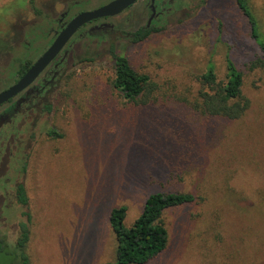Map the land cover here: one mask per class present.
<instances>
[{
    "label": "rangeland",
    "instance_id": "1",
    "mask_svg": "<svg viewBox=\"0 0 264 264\" xmlns=\"http://www.w3.org/2000/svg\"><path fill=\"white\" fill-rule=\"evenodd\" d=\"M110 1L0 0V92L48 49L62 16ZM247 1L264 40V0ZM146 4L107 20L119 30L108 39H81L86 26L70 39L65 76L37 122L36 149L24 170L7 159L0 173V197L8 188L0 235L13 250L23 209L12 189L22 182L30 264L113 263L112 209L126 208L129 227L151 194L191 193L195 203L164 212L168 247L148 264H264V68H251L262 55L247 21L235 0H174L151 23L155 32L131 42L127 35L149 20ZM110 42L156 85L148 103L112 88ZM226 55L243 74L249 109L238 120L190 112L181 95L198 88L208 62L222 79ZM50 129L62 136H47ZM11 254L0 264H21Z\"/></svg>",
    "mask_w": 264,
    "mask_h": 264
},
{
    "label": "trees",
    "instance_id": "2",
    "mask_svg": "<svg viewBox=\"0 0 264 264\" xmlns=\"http://www.w3.org/2000/svg\"><path fill=\"white\" fill-rule=\"evenodd\" d=\"M30 2L33 4V0ZM235 2L247 21L251 40L262 55L252 63L251 68H264V40L259 33L255 16L247 0H235ZM155 30L152 25L145 24L138 30L129 33L127 37L129 36L128 39L131 42H142ZM112 32L109 29H100L92 34L86 32L85 35L101 41L104 37L110 36ZM108 53L112 56L113 61L112 88L130 103H148L151 95L156 91V85L149 76L131 68L127 58L117 54L111 42L108 46ZM196 82L198 88L192 92L188 90L180 98V101L190 112L200 117L210 116L238 120L249 109L250 102L242 92L243 74L228 55L225 57V74L222 79L217 76L214 65L208 62L205 71L197 76ZM47 135L55 139L62 136L53 129L48 130ZM16 194L18 202L22 207L27 208L28 200L22 185L17 186ZM196 201L197 197L191 193L160 192L151 194L145 200L142 213L129 227L124 226L126 208L120 206L112 209L109 223L116 243L115 261L107 264H148L157 259L166 250L169 243V234L162 218L164 212L193 204ZM23 216H26V222L18 224L19 234L15 241V249L7 250V245L0 239V263L4 259L2 257L7 259L10 256L12 258L11 253L15 252L21 264H30L28 255L25 253V247L29 241L30 215L28 212H23Z\"/></svg>",
    "mask_w": 264,
    "mask_h": 264
},
{
    "label": "flooded vegetation",
    "instance_id": "3",
    "mask_svg": "<svg viewBox=\"0 0 264 264\" xmlns=\"http://www.w3.org/2000/svg\"><path fill=\"white\" fill-rule=\"evenodd\" d=\"M140 1L143 0H138L135 3H138ZM173 1L174 0H147V4L145 5L144 10H147L150 16L146 24L151 25V23L155 21L158 17L162 15L166 16L171 9L169 4L171 5ZM165 4H168L169 6L167 13L163 10V6ZM127 9L121 12L120 14L127 11ZM120 14H118L117 16H119ZM62 17L58 20L57 22L58 25L52 31L54 39L56 38L57 34L66 26V24L74 16L66 22H62ZM114 17L97 19L85 24L84 26H86L87 29L85 30L81 39L86 41L88 40L93 42H101L103 39L100 41L95 37H89L88 35H85V33L90 32L92 34L95 33L96 31H99L100 29H109L113 31L112 34L110 36L104 35L106 36L104 38L108 39V37H111L113 34H115L114 30L116 27L115 25L107 24L106 21ZM95 22H100V23L97 26L91 25L92 23ZM69 41L57 54V56L44 68V70L27 88H25L22 92L18 93L16 96L11 98L4 104L0 105V173L4 170L5 167H8L10 165L9 163L8 166L5 165V163L7 164V159H9L10 161H14L13 162L14 164L20 165V168L24 170L26 163L28 162L34 150L36 149L38 143L37 122L40 118V115L43 112H48L51 110L52 108L51 101L53 100L54 93L60 88V84L65 76V66L67 63V59L70 56V50L72 48L71 44L68 46ZM35 61L33 62L29 61L25 64L24 68L27 65L28 66L23 71V73L18 77L17 81L35 63ZM8 180L9 178L6 176L3 184L6 185V181ZM18 185H22L25 190V185L22 182L16 183V185L13 186L12 189L15 195L14 196L15 204L19 205V207L23 209V211H21L18 214L19 217H21V220L17 223V237L19 234L18 224L20 222H26V216H23V212H27V208L22 207V205L17 200L16 188ZM7 190L8 188L5 186L4 187L5 195H2L0 197L1 201H4V198L6 199L8 197ZM25 194H26V190H25ZM6 206H9V203ZM29 222H28V228H29ZM29 235H30V231H29ZM0 239H2L7 245L5 235H0ZM14 246L15 243L13 245V248ZM7 250H9L8 245H7Z\"/></svg>",
    "mask_w": 264,
    "mask_h": 264
},
{
    "label": "water",
    "instance_id": "4",
    "mask_svg": "<svg viewBox=\"0 0 264 264\" xmlns=\"http://www.w3.org/2000/svg\"><path fill=\"white\" fill-rule=\"evenodd\" d=\"M136 1L138 0H112L94 10L80 12L74 16L57 34L48 49L35 61L25 74L15 84L0 92V105L27 88L82 26L97 19L117 16Z\"/></svg>",
    "mask_w": 264,
    "mask_h": 264
}]
</instances>
